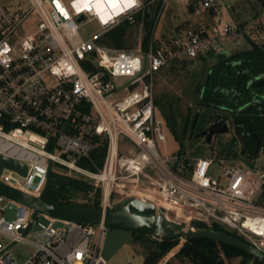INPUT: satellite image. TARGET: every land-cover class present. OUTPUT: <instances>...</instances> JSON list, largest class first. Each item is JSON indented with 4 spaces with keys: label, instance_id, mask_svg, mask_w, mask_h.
<instances>
[{
    "label": "built area",
    "instance_id": "built-area-1",
    "mask_svg": "<svg viewBox=\"0 0 264 264\" xmlns=\"http://www.w3.org/2000/svg\"><path fill=\"white\" fill-rule=\"evenodd\" d=\"M132 1L106 22L92 4L75 5V0H26L15 8L0 7V157L26 167L24 175L1 169L0 182L38 198L49 165L51 171L53 164L82 171L77 161L91 160L105 143L102 168L86 171L102 189L100 209H114L115 193L138 197L166 217L172 213L178 223L218 225L264 254V148L248 161H225L214 153L192 160L179 152L163 157L158 149L165 145L166 125L156 113L153 73L175 60H197L222 48L201 28L186 29L168 44L151 37L147 50L96 44L109 29L135 21L142 5ZM182 2H195L206 11L216 7V0ZM80 15L84 20L77 22ZM91 21L100 34L82 39L78 30ZM214 32L243 36L264 48V10L248 23L219 24ZM125 149L129 156L123 155ZM221 166L215 179L211 172ZM3 202L16 209L14 221L3 217ZM31 212L0 196V264H16L9 248L24 242L34 249L25 264H107L101 254L102 223L83 225L47 216L49 224L34 230L37 214L22 235ZM57 221L60 228L53 226Z\"/></svg>",
    "mask_w": 264,
    "mask_h": 264
},
{
    "label": "rangeland",
    "instance_id": "rangeland-1",
    "mask_svg": "<svg viewBox=\"0 0 264 264\" xmlns=\"http://www.w3.org/2000/svg\"><path fill=\"white\" fill-rule=\"evenodd\" d=\"M139 1L143 10L145 8L146 0ZM153 1L155 4H158L160 1V10L157 14V22L152 33V38L155 42L159 44H168L173 37L181 35L186 29L201 28L208 37L216 38L218 45L223 48V50H228L229 55L250 49V42L245 37L239 35L226 37L218 36L214 32V29L218 27L219 24L233 25L236 23H248L256 12L264 10L260 2L257 0H216V7L212 11L202 10L195 2L192 6H188L184 4L182 0ZM16 4H27V2L26 0H0V7L15 8ZM189 9H191V11H189ZM132 24H135V22ZM100 31L101 30L97 23L95 21H91L86 22L82 27H80L78 35L82 39H87L99 35ZM132 34L134 39L133 42L135 43L129 50L136 49L141 43L143 36L141 25H133ZM159 44H157V46H159ZM201 59L203 61L198 59L175 60L153 73L154 103L156 100L160 102V105L158 104V106L155 104V109L161 119H163V116L160 109L164 106L166 99L171 101L177 100L178 106L183 115L189 114L190 117H192L196 113L197 106L191 102L194 89L203 82L206 69L218 61L216 56H203ZM202 64L205 65L204 73H201ZM46 82L52 84L54 79L47 76ZM226 124L228 127L227 133L213 138L212 142L209 144L205 143L202 139H191L190 141H185L184 156L192 160L197 156L205 157L208 156L209 153H214L218 159L225 161L245 160L241 155L240 144L228 153L229 144L234 137V132L231 121L229 120ZM158 149L163 157L165 155L172 156L174 153L180 151L178 141H175L167 127L165 145L159 144ZM124 151L123 155L129 156L126 152L127 150L125 149ZM86 171L87 170L84 169L80 171L66 167L63 168L56 164L52 165V172L56 174L58 173L60 176L65 177L66 180L67 178H70L71 180L77 181L78 185L80 184V190H69L72 192L69 197L71 202L88 205L93 204L96 200L100 199L101 203L102 189L94 185L95 182L88 177ZM221 172L222 166L216 167L211 172V175L215 179H219ZM98 193H100V198ZM144 194L147 198L151 199V196L148 193ZM132 198L138 197L127 198L122 194L115 193L111 197V205L114 209H117ZM1 205L5 206L2 212L3 217L7 221H14L17 217L16 209L11 207L6 202L1 203ZM167 218L176 221L173 218V214L170 212L167 213ZM49 222L50 218L39 214L33 229H37L38 225H48ZM53 226L54 228H60L62 224L57 221ZM155 238H157V236H150L149 240H154ZM27 240H30V238L27 237ZM184 240L185 239L180 238L178 245L164 258H162L158 264H165L168 261L171 264H188L184 260L173 257L184 243ZM101 246V254L106 259L107 264H142L147 253V248H150L149 246L151 245H144L140 241L134 242V235L131 231L114 227H105ZM33 251V247L29 243L25 242L16 243L9 248V252L16 264H25ZM240 261V258H236L232 264H239Z\"/></svg>",
    "mask_w": 264,
    "mask_h": 264
},
{
    "label": "trees",
    "instance_id": "trees-1",
    "mask_svg": "<svg viewBox=\"0 0 264 264\" xmlns=\"http://www.w3.org/2000/svg\"><path fill=\"white\" fill-rule=\"evenodd\" d=\"M152 1H145V8L138 12L134 21L142 28L140 45L143 50H147L160 10V1L158 4ZM257 1L264 9V0ZM135 24L124 21L97 38L96 44L109 49L129 50L135 43L132 34ZM198 60L203 61L201 58ZM202 65L201 73H204L205 65ZM204 75L203 82L194 89L191 98L197 110L205 109V113L200 116V126L208 121V112L229 119L233 126L234 137L230 141L228 153L240 144L243 158L254 159L258 150L264 148V85L255 86L256 82L253 81L254 78L264 76V48L251 44L250 49L230 54L225 59L217 61L206 69ZM155 104L158 106L160 102L156 100ZM160 110L168 131L180 145L179 154L184 155L185 141H190L199 129L197 121L194 123L196 115L192 117L189 114L183 115L177 100L166 99ZM105 152L104 143L90 155L91 160L81 159L76 165L84 170L97 172L103 166ZM52 175L59 176L54 172ZM79 185L77 181L67 178L64 188L51 186L45 199L60 205L100 209V199L88 205L69 200L72 190L81 189ZM98 196L100 198V193ZM193 226L207 228L198 223H193ZM211 228L241 239L218 225H212ZM131 233L134 235V242L140 241L144 245H151L147 248L142 264H158L178 245L180 239L157 236L154 240H149L150 235L134 231ZM173 257L188 264H232L236 258L241 259L239 264H262L233 246L206 239H185ZM165 264L171 263L168 261Z\"/></svg>",
    "mask_w": 264,
    "mask_h": 264
},
{
    "label": "water",
    "instance_id": "water-1",
    "mask_svg": "<svg viewBox=\"0 0 264 264\" xmlns=\"http://www.w3.org/2000/svg\"><path fill=\"white\" fill-rule=\"evenodd\" d=\"M83 20V15L76 18L77 22H81ZM206 56H216L217 60L221 61L229 56V51H210L206 54ZM253 81H258L255 86L264 85V76L254 78ZM227 131V124L224 120H222L218 125L210 127L199 136L204 137L206 143L209 144L212 136L223 135L226 134ZM3 168L16 170L23 175L26 172V167L22 163L0 157V171ZM66 184L67 180L65 177H53L50 165L48 167L45 187L42 194L38 198L25 195L17 190L5 186L0 182V196L26 206L32 211L28 227L22 230V235H25L28 232L36 215L42 214L59 221L83 225H97L102 223L106 227L140 232L150 236L211 240L233 246L264 264V254L255 250L241 239L212 228L190 227L170 220L164 215L163 211L161 209H157L153 203L143 201L139 198H132L122 204L119 208L113 210L66 206L52 203L45 199L51 186L64 188Z\"/></svg>",
    "mask_w": 264,
    "mask_h": 264
},
{
    "label": "bare ground",
    "instance_id": "bare-ground-1",
    "mask_svg": "<svg viewBox=\"0 0 264 264\" xmlns=\"http://www.w3.org/2000/svg\"><path fill=\"white\" fill-rule=\"evenodd\" d=\"M132 0H75L74 4H80L82 6H86L88 4H92L94 10L100 14L103 22H106V17L111 14L119 15L123 11V5L129 6L132 5Z\"/></svg>",
    "mask_w": 264,
    "mask_h": 264
},
{
    "label": "flooded vegetation",
    "instance_id": "flooded-vegetation-1",
    "mask_svg": "<svg viewBox=\"0 0 264 264\" xmlns=\"http://www.w3.org/2000/svg\"><path fill=\"white\" fill-rule=\"evenodd\" d=\"M255 82L257 83L258 81H255ZM196 113H195L196 116L194 118V123L197 121L199 129L195 132L194 136L192 137V139H194V140L202 139L206 143L205 138L199 136L201 133H203L204 131H206L207 129H209L210 127H212L214 125H218L222 120H224L226 123L229 122V119H227V118L225 119L222 116L217 115L216 113L208 112L207 113V115H208V119L207 120L208 121H206L202 126H200V122H201L200 116L202 115V113H205V109L197 110ZM233 132H234V130H233ZM219 136H221V135L212 136L210 142H212L213 138H216V137H219Z\"/></svg>",
    "mask_w": 264,
    "mask_h": 264
},
{
    "label": "crops",
    "instance_id": "crops-1",
    "mask_svg": "<svg viewBox=\"0 0 264 264\" xmlns=\"http://www.w3.org/2000/svg\"><path fill=\"white\" fill-rule=\"evenodd\" d=\"M222 50H223V48H222Z\"/></svg>",
    "mask_w": 264,
    "mask_h": 264
}]
</instances>
